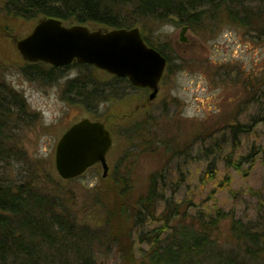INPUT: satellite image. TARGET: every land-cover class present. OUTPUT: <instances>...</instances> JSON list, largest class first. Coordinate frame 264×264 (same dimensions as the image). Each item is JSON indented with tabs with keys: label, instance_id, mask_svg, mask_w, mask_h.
<instances>
[{
	"label": "rangeland",
	"instance_id": "374dc122",
	"mask_svg": "<svg viewBox=\"0 0 264 264\" xmlns=\"http://www.w3.org/2000/svg\"><path fill=\"white\" fill-rule=\"evenodd\" d=\"M226 13L207 17L200 27H188L183 34L185 41H180L181 27L147 24L144 32L138 25L141 36L155 44L171 43L174 51L156 97L149 100L147 89L119 84L115 92L120 97L101 103L96 114H91L82 104L68 101L72 95L66 91V83L79 74H88L105 86L109 74L95 67L71 66L52 82L29 79L23 70L30 62L21 57L16 41L29 35L36 23L7 15L0 2V81L24 97L30 117L15 123L13 130L12 124L8 125L6 147L12 148L16 157L0 162L2 177L29 180L35 175L37 181L54 184L61 181L54 167L55 146L71 124L83 118L99 119L111 134L106 177L97 164L77 178L61 181L77 220L98 229L101 235V243L93 241L84 253L85 257L92 256V264H143L145 254L138 251L148 255L147 245L138 244L132 234L127 243L132 260L127 262L117 246L110 244L103 219L113 210L114 200L119 205L126 203V208L130 204L136 207L133 200L145 192L154 175L159 191L164 186V197L180 204L179 218L186 210L189 216L213 206L227 213L218 237L214 234L219 249L228 250L233 220L246 223L256 219L258 197L264 196V166L258 152L264 150V123L250 124L255 116L264 115V39L253 37ZM236 123L248 126L249 131L238 134L232 148L229 126ZM218 140L220 155L214 156L216 146L205 152L204 147ZM250 151L254 163L245 164V171L226 165L224 158L230 152L236 158ZM213 158L215 177L205 181L206 165ZM115 176L128 180V194L120 195L124 184H116ZM162 179L165 184H161ZM163 209L161 203L157 214ZM126 214L132 219V211Z\"/></svg>",
	"mask_w": 264,
	"mask_h": 264
},
{
	"label": "trees",
	"instance_id": "16d2710c",
	"mask_svg": "<svg viewBox=\"0 0 264 264\" xmlns=\"http://www.w3.org/2000/svg\"><path fill=\"white\" fill-rule=\"evenodd\" d=\"M0 2L2 11L7 15L34 23L42 18H54L66 25L87 27L95 25L94 29H129L139 25L143 27L144 32L147 30L145 29L147 24L176 27L186 25L194 29L200 27V22L207 17L213 18L226 11L233 23L251 32L256 39H264V0H0ZM142 38L147 46L154 48L166 58L168 66L174 52L172 44H155L145 36ZM71 66L95 69L88 64L73 63L56 67L36 62L27 63L23 73L29 79L36 77L52 82ZM87 75L79 74L68 80L65 89L72 95L67 98L69 102L82 104L91 114H96V106L101 103L120 97L115 92L117 85L124 84L128 88H136L126 78L111 74L110 81L105 86L95 79L88 78ZM27 110L28 105L24 97L6 82L0 81V162H7L16 157L12 148L6 147L9 142L8 125L12 124L10 130H13L15 123H23L30 119ZM255 122L264 123V115L255 116L250 125ZM229 128L234 148L236 136L249 131V127L236 123ZM221 140L214 142L212 146L204 147L205 152L216 146L214 156L220 155ZM258 152L264 166V150ZM253 158L252 151L246 156L236 158H233L230 152L224 160L227 166L245 171L242 169L243 166L247 163L251 166L254 163ZM215 174L216 164L213 158L206 165L203 179L210 181ZM36 179L35 175L30 176L29 180L3 178L0 171V264H92L90 260L92 256L85 257L84 253L87 246L93 245V241L101 243L98 229H92L77 220L65 198L62 179L61 181L55 179L54 184ZM115 179L116 184L121 182L124 184L120 195L128 194L129 190L126 191L130 185L128 180L116 176ZM156 183L157 177L155 175L150 177L148 188L133 200L136 201V207L130 204V207L126 208V203L122 202L123 205H119L114 200L113 210H109L107 217L103 219L105 230L112 239L110 244L117 246L119 253L126 256L127 262L132 260V251L128 252L127 243L133 234L137 237L138 244L147 245L148 255L146 251H138L139 254L146 255L143 256V264H264L263 195L258 197L255 220L246 223L232 221L228 232L229 247L228 250H223L215 245L214 240L217 238L214 234L218 237L220 224L227 217V213L218 206H213L214 208L207 211H196L189 216L186 210L179 218L180 204H173L172 198L166 199L161 192L164 191V186H161L162 190L159 191ZM162 183L165 184L163 179ZM161 203L165 209L157 214ZM131 211L132 219L126 214H130ZM156 221L159 225L152 226Z\"/></svg>",
	"mask_w": 264,
	"mask_h": 264
},
{
	"label": "water",
	"instance_id": "95a60500",
	"mask_svg": "<svg viewBox=\"0 0 264 264\" xmlns=\"http://www.w3.org/2000/svg\"><path fill=\"white\" fill-rule=\"evenodd\" d=\"M188 29L180 30V41ZM21 57L30 63L51 66L88 64L108 74L126 78L136 88L149 90L156 97L166 68V58L144 42L138 27L90 29L65 25L54 18H42L31 33L16 41ZM112 137L104 123L83 118L71 124L60 136L54 151V167L62 180H71L99 164L102 177L108 175L106 156Z\"/></svg>",
	"mask_w": 264,
	"mask_h": 264
},
{
	"label": "flooded vegetation",
	"instance_id": "af4514ba",
	"mask_svg": "<svg viewBox=\"0 0 264 264\" xmlns=\"http://www.w3.org/2000/svg\"><path fill=\"white\" fill-rule=\"evenodd\" d=\"M148 91V90H147Z\"/></svg>",
	"mask_w": 264,
	"mask_h": 264
}]
</instances>
